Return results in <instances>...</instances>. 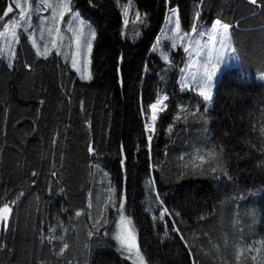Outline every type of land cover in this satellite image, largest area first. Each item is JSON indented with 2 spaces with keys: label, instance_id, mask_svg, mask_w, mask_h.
<instances>
[{
  "label": "trees",
  "instance_id": "1",
  "mask_svg": "<svg viewBox=\"0 0 264 264\" xmlns=\"http://www.w3.org/2000/svg\"><path fill=\"white\" fill-rule=\"evenodd\" d=\"M12 2L0 0V14ZM126 5L140 14L127 25ZM172 6H178L185 31L197 10L198 28L217 19L231 25L240 65L222 73L204 119L179 111L182 105L192 111L198 103L201 112L204 108L193 91L180 90L183 49L172 51L168 42L156 49ZM73 9L96 30L91 81L81 80L71 61L56 51L47 59L37 56L22 31L12 66L0 55V205L16 200L8 228L0 232V264H132L111 238L115 208L103 212L106 228L88 236L90 217L109 195L118 206L122 190L125 213L148 264H237V247L252 249L239 264H264V152L259 151L264 80H258L264 75V5L73 0ZM157 50L171 54L170 61ZM165 94L167 109L156 124L149 154V105ZM220 147L231 180L184 167L195 153ZM163 207L179 216L154 220ZM77 211L84 214L77 217ZM49 236L64 239L49 244L42 239ZM64 242L69 247L61 257L56 252Z\"/></svg>",
  "mask_w": 264,
  "mask_h": 264
},
{
  "label": "snow or ice",
  "instance_id": "2",
  "mask_svg": "<svg viewBox=\"0 0 264 264\" xmlns=\"http://www.w3.org/2000/svg\"><path fill=\"white\" fill-rule=\"evenodd\" d=\"M170 3V0H167ZM248 2L252 5L260 7L264 5V0H248ZM41 8H46L51 10L50 20L51 22L55 23V28L49 26L47 28V33L51 37V48L48 47L47 43L44 44L43 50H41L40 45L37 43L35 39V33L29 34L28 29L32 27L31 24V15L33 13L39 14ZM19 10V16L13 17L12 21L9 24L0 25V27L4 28V31H0V38H7L8 33L11 34V39L16 44H19V35L17 33V28L21 26V22L27 25V27L22 28V32L28 35V38L31 40L33 47L35 48L37 56L43 57L47 59L50 55H52L53 50L56 51V54L59 55V45L57 42V38L60 40L63 39L62 32H61V24H67V30L73 33L75 39V45L77 49V54H79L81 48H85L87 51V55L90 56L93 48L92 41L96 39V31L91 27V25H87L88 31L87 36H85V26L86 22L80 17L79 10H73L72 0H38V6L32 10L30 13H26L25 9L21 7L20 0H14L13 4H8L6 10L0 14V20L8 17L9 14L13 13L14 11ZM123 14L125 17L128 16L127 5L123 10ZM68 15L70 17L68 22H65L64 18ZM27 16V19L25 17ZM58 17V20H57ZM200 12L197 10L193 17V23L191 25L190 31H182L181 30V21L179 18V9L178 6H172L169 8V15H168V23L172 27V31L175 34V39L177 40H184L185 37H189L192 34H197L203 37L205 33L203 31L198 30V26L196 21L199 20ZM136 19H140L139 12L136 13ZM75 22V24H73ZM124 24H128V20L125 19ZM42 25L44 23V19L42 18L41 21ZM231 25L227 23H222L219 19H217L211 27V32L208 35V45L211 46L212 51H218V55L213 57L212 52L210 51L207 55V60L204 62L202 66V71L199 76L193 74L190 78V82L185 78H182L180 81V90L181 91H193L196 95L202 98V102L204 103L203 112L200 110L199 103L196 104L194 110L189 111L187 106H180L179 111L186 112L189 115L196 116L197 113H200L199 118L204 119L210 107L213 103V89H214V82L218 77V74L222 72V65H226L228 59H239V57L233 56L232 54L237 51L235 47L232 46V38L229 35V30ZM41 32H44V28H41ZM54 33V35H53ZM217 33L221 34V39L217 41ZM83 38V40H82ZM43 39V35L41 36ZM189 45L193 43L191 40L188 41ZM197 45H199V41H195ZM220 44V48L216 49V44ZM9 49H11L12 45L9 43L7 45ZM173 49L177 47L175 43L171 45ZM155 50V48H154ZM184 52L189 51V47L183 48ZM226 53L228 57L226 58ZM3 54V50H0V55ZM15 51L10 52L9 56V64L8 66H12V59L15 58ZM165 60L168 59L167 56L164 57ZM195 63V62H193ZM87 64H91V60H87ZM72 68H74L77 72H79L80 78L83 80L90 81L92 77L91 71L87 70L86 68L78 67L77 60L73 59L71 63ZM169 99L168 95H163L158 98L154 103L149 105L150 110V122L146 125V133H147V148L149 154L151 153V146L153 136L156 134V121L159 118V114L164 112L167 109V104L165 103ZM181 116L177 115L175 120H180ZM186 121V117L184 118ZM174 126V125H173ZM169 126L168 132L171 133L172 127ZM260 135L262 138V144L259 151L264 152V128L261 129ZM55 143V140L53 141ZM255 147V145H253ZM89 152L93 153L94 149L90 146ZM181 160H184V157H181ZM207 165V167H205ZM185 168L194 167L200 169L202 172L208 174H217L215 178H219L221 175L225 178L231 180L232 177L228 173V169L226 166V161L224 160V148L220 147L219 152L215 148H213L208 153L197 152L194 155L189 157L188 162L184 165ZM102 175H106V173H101ZM33 176L37 175L35 172L32 173ZM53 176L56 174L53 172ZM155 181L152 180L149 182L150 190L154 187ZM109 192H115V188L109 185ZM63 191V190H61ZM22 195V194H21ZM92 194L89 193V203L88 207L92 208L93 203L91 201ZM156 199L159 201L161 205H163V201L160 200V193L156 191ZM126 194L121 191L119 204L116 205V202L112 200L111 195L108 196V202L104 203L101 208H98L97 215L95 217H90L92 219V225L88 232V236L92 237L98 233H100L101 228H106L108 224V220L104 218L103 212L107 210L109 206L116 209L118 212V219L114 222V231L111 234V238L116 242V250L119 254L126 259L134 260L137 264H147L145 259V254L142 253L141 247L137 242L134 225L132 219L125 214L126 212ZM16 204V200H13L9 203H3L0 205V227L3 229H7L9 225V221L13 212V206ZM82 211H77L75 215L77 217L83 215ZM165 215L169 217L172 216H179V212H170L167 207H163V210L160 211L158 217L154 216L153 219H159L161 221L164 220ZM201 220L205 219V216L200 217ZM173 231L180 233V230L175 227V222L173 221ZM66 231V230H65ZM55 232V229H53ZM104 235H109V233L105 230L103 233ZM181 240L184 239L183 235H180ZM42 239H47L49 244L53 242V240H61L63 241L64 237H56V236H49V237H42ZM186 246L187 243L185 242ZM262 246H264V241H261ZM69 247L67 242H64L56 255L63 257L65 250ZM87 247V246H86ZM245 251H252L250 247L240 248L237 247L233 256L234 260L239 264L241 260V256ZM257 252L260 251L259 248L256 249ZM252 259H255L253 256ZM67 264H79L78 261H69ZM87 264V262H85ZM193 264H196V261L193 260Z\"/></svg>",
  "mask_w": 264,
  "mask_h": 264
},
{
  "label": "rangeland",
  "instance_id": "3",
  "mask_svg": "<svg viewBox=\"0 0 264 264\" xmlns=\"http://www.w3.org/2000/svg\"><path fill=\"white\" fill-rule=\"evenodd\" d=\"M20 3H21V7L25 9L26 13L32 12V10L38 6V0H20ZM12 4L14 6V0H13ZM72 6H73V0H72ZM127 11H128V16L126 17V19L128 20V23L136 22L137 21L136 12H134V10L130 7L127 8ZM50 14H51L50 9L41 8V11L39 12V14L33 13L31 15L32 27L28 29V32H29V34L35 33V39H36L37 43L40 45L41 50H43L45 43H47L48 47L51 48V37L48 35L46 30L49 26L55 28L56 24L51 22V20L49 19ZM168 15H169V9H168L167 16H166V23H165V26L163 28L162 33L159 36V41H158L156 49L158 47H164V45L167 42L170 43V45H172L173 43H175L177 45V47L175 49H173L171 47L172 51H176L178 48L183 49L184 47H189V51L187 53L185 52V57H184V61H183V68H182L183 74L180 78V81L182 78H185L186 80H188L190 82V78L193 74H196L197 76L200 75V73L202 71V66H203L204 62L207 60V55L210 51L212 52L213 57H215L219 54L218 51H212L211 46L208 45V35L211 32L212 25L206 26L203 24V25L199 26L198 30L203 31L205 33V35L203 37H201L200 35H197V34H192L189 37H185L184 40L181 41V40L175 39V34L172 31V27L168 23ZM18 16H19V10L14 11L13 17H18ZM80 17L83 20H85L81 14H80ZM42 18L44 19L43 25L41 23ZM179 18H180V14H179ZM12 19L6 20L3 25L9 24L12 21ZM25 19H27V16L25 17ZM69 19H70V17L68 15H66L64 18L65 22H68ZM57 20H58V17H57ZM85 22H86L85 36H87V31H88L87 25H91V27L93 29H95V27L91 21L85 20ZM73 24H75V22H73ZM24 27H27V25L24 24L23 22H21V26L19 28H17L18 35L20 34V32L22 31V28H24ZM42 27L44 28L43 33L41 32ZM60 27H61V32H62V36H63L62 40L57 38L60 55H62L64 58H68L71 61V63H72L73 59H76L78 67L86 68L87 70L91 71V73H92V52H91L90 56H88L86 49L81 48L79 54H77V49H76L75 39H74L73 33L71 31L67 30V24L66 23L61 24ZM181 30L185 31L182 29V24H181ZM0 31H4V28L0 27ZM42 35H43V39H41ZM53 35H54V33H53ZM229 35L232 38V46L235 47V45L233 43V35H232L230 30H229ZM220 39H221V34L217 33V41H219ZM82 40H83V38H82ZM189 40H191L193 42V43H191V45H189V43H188ZM94 41H92L93 46H94ZM195 41H199V45H197L195 43ZM9 43H11V45H12L11 49H9L7 47V45ZM16 46H17V44L14 41H12L11 34L9 32L7 38H0V50H3V54L1 56H3L9 62L10 52L15 51ZM219 48H220V44L217 43L216 49L218 50ZM53 51H55V50H53ZM92 51H93V48H92ZM157 51H158L159 55H161L163 57V59L165 56L168 57L167 60L164 59L165 62L170 61L171 54H166L163 52V50H157ZM232 55L239 57L237 51L235 53H233ZM227 57H228V54L226 53V58ZM88 59L91 60L90 65L87 64ZM12 61H13V59H12ZM193 62H195V63H193ZM238 65H240V57L238 60L237 59H228L227 64L222 65V72L218 74V77L216 78V80L214 82L213 102H214V98H215L216 86L219 82V79H220L222 73L225 70L234 68ZM77 74L80 78L81 74L79 72H77ZM81 80H83V79H81ZM258 80H260V81L264 80V75H259ZM83 81H87V80H83ZM149 120H150V118H149ZM149 120H148V123H149ZM118 215L116 214V216H115L116 220L118 219ZM133 225H134V223H133ZM2 229H3V227H0V232ZM113 230H114V227H113ZM134 231H135L136 239L138 242V233H137V230L135 228V225H134ZM128 260L132 264H137V262H135L134 260H130V259H128ZM147 264H148V262H147Z\"/></svg>",
  "mask_w": 264,
  "mask_h": 264
},
{
  "label": "water",
  "instance_id": "4",
  "mask_svg": "<svg viewBox=\"0 0 264 264\" xmlns=\"http://www.w3.org/2000/svg\"><path fill=\"white\" fill-rule=\"evenodd\" d=\"M10 1H11V0H10ZM167 102H168V100H167ZM162 114H163V112L161 113V115H162ZM161 115H160V116H161ZM160 116H159V117H160ZM158 120H159V118H158ZM158 120H157V122H158ZM157 122H156V124H157ZM91 154H93V153H91Z\"/></svg>",
  "mask_w": 264,
  "mask_h": 264
},
{
  "label": "bare ground",
  "instance_id": "5",
  "mask_svg": "<svg viewBox=\"0 0 264 264\" xmlns=\"http://www.w3.org/2000/svg\"><path fill=\"white\" fill-rule=\"evenodd\" d=\"M166 103V102H165ZM161 115V113L159 114V116ZM149 122H150V120H149ZM157 122V121H156Z\"/></svg>",
  "mask_w": 264,
  "mask_h": 264
},
{
  "label": "crops",
  "instance_id": "6",
  "mask_svg": "<svg viewBox=\"0 0 264 264\" xmlns=\"http://www.w3.org/2000/svg\"><path fill=\"white\" fill-rule=\"evenodd\" d=\"M214 24V23H213Z\"/></svg>",
  "mask_w": 264,
  "mask_h": 264
}]
</instances>
